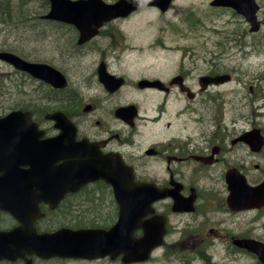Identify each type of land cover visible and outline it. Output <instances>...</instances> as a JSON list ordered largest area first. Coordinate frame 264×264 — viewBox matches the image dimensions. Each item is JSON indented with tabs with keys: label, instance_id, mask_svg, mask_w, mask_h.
<instances>
[{
	"label": "flooded vegetation",
	"instance_id": "af4514ba",
	"mask_svg": "<svg viewBox=\"0 0 264 264\" xmlns=\"http://www.w3.org/2000/svg\"><path fill=\"white\" fill-rule=\"evenodd\" d=\"M70 27L68 31H73L78 40V32ZM106 35L116 40L121 32L113 28ZM69 36L73 41V34L69 33ZM75 36L73 45L64 47L63 51L66 53L64 59L73 57L72 62L85 52L82 48L87 47L75 44ZM96 49L97 46H92L87 52ZM116 50L113 40L111 52ZM107 57L108 53L102 52L100 60L92 63L91 66H96L88 73L89 77L78 76L76 81L60 69L68 80L65 89H52L45 84L50 93L42 97L43 108L34 101L28 108L36 113L35 120L42 122L45 136L40 140L55 139L61 134L62 128H57L47 116L62 112L69 120V139L64 140V149H58V152L70 154L69 158L74 159L75 164L81 165L86 160L90 165L95 163L97 171L106 169L107 161H119L133 169L137 181L153 183L167 192L151 205L152 213L142 219L143 223H152L151 220L157 217L159 221H165L167 229L164 245L153 251L149 262L162 249L172 259L175 257L177 264H205V259L212 260L209 251L216 245L222 247L230 260L238 255L256 258L246 245L264 246V189L259 188L264 186V141L241 139L245 132L254 128L235 132L219 124V117L206 119L205 96L212 99L210 95L220 87L213 86L205 91V83L200 82L205 73L195 75L198 60L191 61L190 69L181 67L169 82L163 81V87L141 89L138 81L136 86L140 94L162 97L154 110H142L141 103L128 101L127 82L112 92L101 83L99 67L103 63L110 74L124 76L112 67ZM223 73L215 70L207 74ZM175 78L179 80L173 84ZM143 79L160 78H142L140 81ZM134 104L138 107L135 119L129 117L130 111L125 112L126 107ZM212 110L216 114L217 108ZM78 143L79 147H76ZM257 145L262 146L258 148ZM231 182L239 186L236 191L231 189ZM64 189L68 191L67 187ZM68 192L56 208L52 207L53 200L39 203L44 215L35 221L38 233L81 229L82 213L87 215L88 210L91 222L103 217L104 210L119 211L113 187L102 179L74 193ZM101 220V224L92 223L86 227H112L111 217ZM19 225L13 214L0 210V231H10ZM135 235L143 237L145 232L138 229ZM159 256L166 257L164 254ZM28 258L34 264L82 262L73 258ZM104 261L126 264L123 256L95 262ZM0 264H25V261L3 260Z\"/></svg>",
	"mask_w": 264,
	"mask_h": 264
},
{
	"label": "rangeland",
	"instance_id": "374dc122",
	"mask_svg": "<svg viewBox=\"0 0 264 264\" xmlns=\"http://www.w3.org/2000/svg\"><path fill=\"white\" fill-rule=\"evenodd\" d=\"M211 1L174 0L165 13L157 8H146L111 23L124 32L125 39L117 36L121 44H117V51L108 53L107 60L115 70L129 77V85L125 88L128 101L141 103L142 110H154L162 97L140 94L136 82L142 78H160L169 82L181 67L190 69L192 59L199 55L196 76L209 73L216 64L219 70L234 78L210 95L214 100L205 96L206 119L219 117L218 123L230 131L243 133L251 128H261L264 132V0H257L262 8L259 12L262 29L258 33L250 31L243 16L229 8H214ZM44 12H47L45 0H5L0 3V50L17 51L18 55L32 62L51 61L75 81L78 76L89 77L88 73L95 70V64L91 65L99 61L101 53H87L76 62H72L73 57L64 59V47L73 44L69 39L71 32L38 18V14ZM107 28L94 40H101L105 47L111 44L106 36ZM102 51L107 54V49ZM47 93L50 91L42 83L26 78L0 62V115L17 105H30L31 99L39 102ZM215 107L216 114L212 110ZM112 215L113 211H103L104 218ZM75 217L80 219L76 214ZM101 218L93 219L94 223L101 224ZM82 219L91 222L90 212L87 215L82 213ZM158 254H164L169 260L156 257L150 264H177L176 258L172 259L164 251ZM209 254L212 260L205 259V264H258L247 255L230 260L220 245L211 249ZM47 264L64 263L52 261Z\"/></svg>",
	"mask_w": 264,
	"mask_h": 264
},
{
	"label": "water",
	"instance_id": "95a60500",
	"mask_svg": "<svg viewBox=\"0 0 264 264\" xmlns=\"http://www.w3.org/2000/svg\"><path fill=\"white\" fill-rule=\"evenodd\" d=\"M170 0H162L157 3L165 8H167L166 3H169ZM232 5L235 8H239L240 11L245 12V7L243 5L249 3L252 5L250 7V11L245 12L248 19L254 24V29H257V25L255 22V14L257 11V7L254 6L253 0H218L217 4ZM52 2V12L50 18H61L67 19V21L76 24L82 33L81 41H85L96 34V28L89 25L90 23H100L102 21L109 20L118 15H126L132 9L131 6L126 7L121 13L118 9H112L102 3L99 0H90V1H79L75 3H71L67 0H51ZM71 7H73L71 9ZM84 17L82 18V15ZM86 15L95 16L93 19L87 18ZM0 57L3 59H8L12 62H15L18 66L24 67L26 70H31L33 73H36V70L33 68H37L36 65H32L29 63L23 64L21 61L15 59V56L8 54H0ZM15 59V61H14ZM18 61V62H16ZM46 69V68H45ZM37 74V73H36ZM103 81L107 82L106 79ZM214 82L218 83L219 80L215 79ZM17 114H13L7 119L0 121V126L2 125H12L16 124L18 126L25 125V122H22ZM23 141V139H19V142ZM18 149V157H23L24 155L30 157L28 151L23 148ZM36 164H40V160L37 156H35ZM84 161L83 164H87ZM116 163V162H114ZM21 165V161L18 162V166ZM114 165V164H111ZM115 170L118 169L115 167ZM74 171L73 165H71V170ZM86 173H91L92 171L89 169L83 170ZM69 173V172H66ZM104 176L107 177L110 183L113 184L115 188L116 195L118 199L121 201V218H125L128 220L127 222L132 223L133 221V208L135 205V199L139 196V185L135 181L133 175L128 172L124 175V178H121L120 173L113 171V169H109L106 171ZM123 174V172L121 173ZM84 181V179H82ZM125 193V194H123ZM146 196L149 198V192H147ZM35 207V204H34ZM21 212H19L20 214ZM30 216L34 214V212L29 213ZM32 217H28L26 222H23L25 227L21 228V231H17L12 234L10 237V233L2 234L9 237L8 244L4 245V237H1L0 241V258H11V254H13V249L16 250L22 249L20 256H24L25 254H37L38 256L50 258L53 256H67V255H76V257H85V258H98L104 257L111 253L114 257L118 254L124 253L125 262L132 263L138 261H144L149 257L150 252L157 246L162 243L161 237L162 232L161 226L156 224V232L153 234H148L146 231V235L142 240L134 239L132 235L133 226L130 228L122 227V225H127L121 219L119 225H117L111 233H106L104 231H81L77 234H70V236L65 235L63 233H59L56 235H37L34 227L33 221L30 219ZM138 220V217H137ZM133 224V223H132ZM147 227V226H146ZM26 240V242H23ZM13 249H12V247ZM256 250L251 247V250ZM18 257V256H17ZM30 264V262H29Z\"/></svg>",
	"mask_w": 264,
	"mask_h": 264
},
{
	"label": "bare ground",
	"instance_id": "6f19581e",
	"mask_svg": "<svg viewBox=\"0 0 264 264\" xmlns=\"http://www.w3.org/2000/svg\"><path fill=\"white\" fill-rule=\"evenodd\" d=\"M11 21V20H10Z\"/></svg>",
	"mask_w": 264,
	"mask_h": 264
}]
</instances>
